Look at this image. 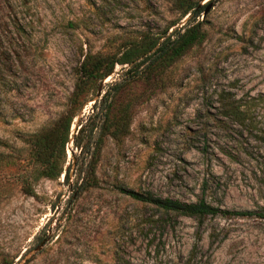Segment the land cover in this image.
<instances>
[{"label":"rangeland","instance_id":"rangeland-1","mask_svg":"<svg viewBox=\"0 0 264 264\" xmlns=\"http://www.w3.org/2000/svg\"><path fill=\"white\" fill-rule=\"evenodd\" d=\"M192 1L206 8L199 43L156 76L115 64L72 118L71 134L104 91L128 105L117 134H91L87 184L71 139L63 166L73 154L81 174L35 178L33 136L64 111L84 54L187 16L176 0H0V264H264V0ZM219 96L243 118L221 115ZM125 190L254 213L185 216Z\"/></svg>","mask_w":264,"mask_h":264},{"label":"trees","instance_id":"trees-1","mask_svg":"<svg viewBox=\"0 0 264 264\" xmlns=\"http://www.w3.org/2000/svg\"><path fill=\"white\" fill-rule=\"evenodd\" d=\"M176 1L179 19L187 16L185 22L179 27H173L169 32H167L168 29L158 33L140 32L135 39L123 44L116 53H87L83 55L64 111L51 124L33 136L28 158L35 165V178L40 176L56 178L62 174L63 179L67 181L71 173L74 174L77 171L78 176L81 174V169L77 165V157L73 154H71V160L63 166L65 144L70 134L72 118L85 100L94 95L100 81L112 72L115 64L128 65L124 72L131 73L132 80L156 76L187 49L203 39L202 20H198V16L202 14L204 6L198 5L197 1L192 0ZM175 24L176 22L170 26ZM219 97L218 107L221 115L232 120L243 118V110L239 108L237 102ZM127 106V104H124L115 108L114 101L109 97L108 92L104 91L91 104L93 110L96 108L95 112L92 110L87 120L84 123H79L74 133L71 134V143L74 148L88 155L83 171L85 176H82L87 179V184L93 183L91 181L95 179V153H97L100 143V140H98L99 143L91 148L89 144L91 134L96 129H98V137L100 138L106 133H109V135L117 134L118 130L124 128L126 124L124 120L127 116ZM89 122L91 124L85 130ZM83 132L85 134L82 138L81 134ZM87 184L78 187L83 189L87 187ZM23 192L32 195L29 186H23ZM125 193L132 198L150 202L164 212L172 211L185 216L202 217L218 213L243 216L254 213L248 210L221 209L203 200L181 202L176 199L155 197L149 193L139 194L132 190H125ZM258 215L264 217V208L263 212Z\"/></svg>","mask_w":264,"mask_h":264},{"label":"water","instance_id":"water-1","mask_svg":"<svg viewBox=\"0 0 264 264\" xmlns=\"http://www.w3.org/2000/svg\"><path fill=\"white\" fill-rule=\"evenodd\" d=\"M205 10H206V8L203 10V13L205 12ZM106 78V77H105ZM104 79V78H103ZM102 79V80H103ZM97 95H98V92H97ZM71 139V132H70V134H69V136H68V141ZM67 141V142H68ZM42 243H43V240L39 243V245H38V247L37 248H39L41 245H42Z\"/></svg>","mask_w":264,"mask_h":264}]
</instances>
